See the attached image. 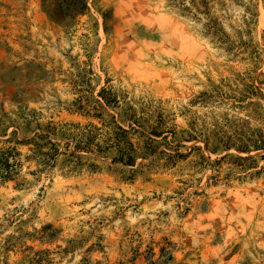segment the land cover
I'll use <instances>...</instances> for the list:
<instances>
[{"label": "rangeland", "instance_id": "1", "mask_svg": "<svg viewBox=\"0 0 264 264\" xmlns=\"http://www.w3.org/2000/svg\"><path fill=\"white\" fill-rule=\"evenodd\" d=\"M0 264H264V0H0Z\"/></svg>", "mask_w": 264, "mask_h": 264}, {"label": "trees", "instance_id": "2", "mask_svg": "<svg viewBox=\"0 0 264 264\" xmlns=\"http://www.w3.org/2000/svg\"><path fill=\"white\" fill-rule=\"evenodd\" d=\"M7 155L0 153V178L8 179L11 175V167L7 163Z\"/></svg>", "mask_w": 264, "mask_h": 264}]
</instances>
